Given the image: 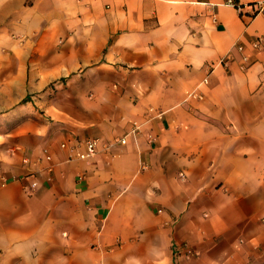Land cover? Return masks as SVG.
Here are the masks:
<instances>
[{
    "label": "crops",
    "instance_id": "0c3cea01",
    "mask_svg": "<svg viewBox=\"0 0 264 264\" xmlns=\"http://www.w3.org/2000/svg\"><path fill=\"white\" fill-rule=\"evenodd\" d=\"M258 1L0 0V38L41 37L24 88L72 73L91 92L72 118L3 133L0 264H264Z\"/></svg>",
    "mask_w": 264,
    "mask_h": 264
},
{
    "label": "rangeland",
    "instance_id": "374dc122",
    "mask_svg": "<svg viewBox=\"0 0 264 264\" xmlns=\"http://www.w3.org/2000/svg\"><path fill=\"white\" fill-rule=\"evenodd\" d=\"M37 38H41L39 34L0 38V143L6 138L4 132L15 131L27 122L41 126L52 120L51 115L58 113L72 118L75 105L80 104L79 100L88 99L91 95L89 91L75 90L72 85L62 84L74 82L72 73L51 81L40 90L24 88L22 78L18 75L19 69L27 52L39 50L35 43ZM37 61L41 63L43 60ZM38 77H41L40 74ZM28 96L30 100L21 103Z\"/></svg>",
    "mask_w": 264,
    "mask_h": 264
},
{
    "label": "built area",
    "instance_id": "2783aa9c",
    "mask_svg": "<svg viewBox=\"0 0 264 264\" xmlns=\"http://www.w3.org/2000/svg\"><path fill=\"white\" fill-rule=\"evenodd\" d=\"M227 3L236 7L241 15H246L244 12L243 6L241 4L236 3L235 0H227ZM249 6L252 7V10L247 12V14L250 17L253 15H256L257 13H264V0H260V1L256 2L255 4H250ZM213 18L215 20L217 19L215 14L213 15ZM252 47L257 51L264 50V38L261 36L254 38L252 40ZM237 49L242 52L245 50V45L244 44H238ZM227 60H228V57H224L222 59L223 62H226ZM243 60L245 61V63H249L250 62V56L248 54H243ZM208 80H209L208 77H205L203 79V83H208ZM188 97L201 98L202 94L197 92V91H191V92H188ZM151 110H153V109H151ZM162 114H163V112H157V115H159V116H161ZM139 131H140V126L134 125L127 133H125L123 136L117 138V142H119L121 144H126L128 142L129 135L136 136ZM112 144H113V142H110V143L106 144V146L110 147V146H112ZM63 145L65 146L66 143H64ZM98 145H99V138H91V139L86 140L85 146L83 149H79L78 146H76V144H73V146H71V148L75 151L76 155L79 158L86 160V159L93 157L97 153ZM45 157L48 160H51V158H52L51 154H49V153H46ZM24 161H28V159L25 158ZM80 177H82V176H80ZM27 187H28L29 191H34L38 187V181L37 180L30 181V183L28 184ZM194 253H195V251L192 248L186 247V254L193 255Z\"/></svg>",
    "mask_w": 264,
    "mask_h": 264
},
{
    "label": "trees",
    "instance_id": "16d2710c",
    "mask_svg": "<svg viewBox=\"0 0 264 264\" xmlns=\"http://www.w3.org/2000/svg\"><path fill=\"white\" fill-rule=\"evenodd\" d=\"M30 100V97L28 96L27 98H24L21 103H25L26 101Z\"/></svg>",
    "mask_w": 264,
    "mask_h": 264
}]
</instances>
